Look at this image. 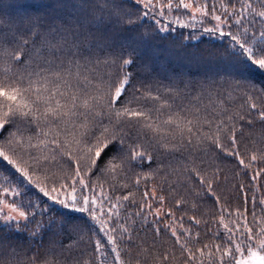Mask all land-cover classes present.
<instances>
[{
  "label": "snow or ice",
  "instance_id": "obj_1",
  "mask_svg": "<svg viewBox=\"0 0 264 264\" xmlns=\"http://www.w3.org/2000/svg\"><path fill=\"white\" fill-rule=\"evenodd\" d=\"M134 3L142 6L141 16H151L160 31H168V25L162 24V19L193 28L196 24L191 21L203 22L205 18L214 21L213 26L203 28L205 33L228 38L229 48L240 63L264 70V0H134ZM63 7H69L67 0ZM71 7L74 10L83 8L76 4ZM102 7L115 17L116 23H133L117 11L119 6L105 3ZM181 9L188 13L184 19L174 14ZM75 14V11L68 13L69 16ZM257 18L260 28L255 27ZM63 19L62 15H57L50 23H44L42 17L28 15L21 18L19 25L0 27V160L11 165L23 180L39 188L52 202L86 213L94 221L98 229L93 231L102 233L103 237L92 242L96 264H132L130 259L122 257V252L128 251L127 246L121 248L118 241L125 242V245L131 243L138 221L143 225L150 217L154 218L151 222L157 234L161 230L159 218L168 217L163 227L179 245L180 255L186 256L183 264H264V195L259 199L255 195L251 197V221L246 194L243 211L221 206L220 215L213 221L223 231L224 243H213L211 247L207 243L199 246L200 232L185 227L184 216L176 217L172 209L164 208L165 197L158 196L155 187L145 188L139 202L134 191L114 197L109 195V191L117 187H130L126 182V169L131 162L152 160L141 143L128 144V140H139L142 133L148 132L168 152L192 146L193 141L197 145L210 142L226 155L239 157L236 121H244L245 117L236 113L226 119L217 120L215 116L209 119L211 113L204 114L195 106L173 111V102L161 100L151 91L141 93L140 97L134 96L117 108L130 85L131 74L123 71L117 80L110 78L106 82L99 69L102 65L105 68L114 65L116 61L96 56L94 48L103 51L100 42H90L92 34L79 27L66 26L71 25L70 20L58 22ZM91 23L98 29L103 28L105 19L94 18ZM25 32L28 33L27 39L23 36ZM118 60L121 69L134 63L132 54L125 56L122 53ZM236 84L238 88L247 87L264 95V86L258 87L251 81H236ZM169 93H172L171 89ZM245 94L249 109L255 110L259 119L264 121V109L253 101L251 95ZM142 101L153 102V107H142ZM217 103L219 111L213 108L212 112L219 116L227 109L223 107V101ZM105 119L107 123H104ZM204 125L209 127V132L203 131ZM27 129H34V134L25 135ZM132 129L135 137L129 135ZM223 136H227L232 150L221 142ZM111 152L116 154L109 157ZM58 157H67L73 164L72 175L46 167ZM250 159L252 162L264 160V155L258 157L252 153ZM238 162L245 168L252 167V163L245 164L242 158ZM94 170L108 176L109 180L102 182L98 178L93 183L85 179L91 177ZM260 174L257 171L251 180L255 183ZM195 175L201 184L205 183L199 172ZM151 177L152 173L135 176L132 187H139L141 180L147 181ZM104 183L109 184L108 190ZM207 191L219 204L220 198L212 191L211 181L207 182ZM20 195L19 189L5 177L0 183V227L19 230L21 222H29L35 215L25 210L32 205L16 199L10 202L6 198ZM150 198L160 206L153 209ZM182 203L184 201L177 200L176 206L180 207ZM130 206L137 210H130ZM188 219L196 225L208 223L195 216ZM219 230L214 233L218 238ZM79 240L87 242L85 236H80ZM72 246H76L75 243ZM6 248L11 255L16 254L10 242L0 236V261H3ZM146 252L147 249H141L138 256ZM167 260L169 254L165 253L163 259L156 257L154 264H164ZM173 261L176 264L174 256ZM5 264H13V261ZM30 264L61 262L33 256ZM78 264H91V261ZM135 264H141L140 259H136Z\"/></svg>",
  "mask_w": 264,
  "mask_h": 264
},
{
  "label": "trees",
  "instance_id": "obj_2",
  "mask_svg": "<svg viewBox=\"0 0 264 264\" xmlns=\"http://www.w3.org/2000/svg\"><path fill=\"white\" fill-rule=\"evenodd\" d=\"M64 2L65 0H0V27L19 25L21 18L28 15L40 16L44 23H50L53 17L62 15L64 19L58 21L59 23L70 20L71 25L66 26L79 27L81 31L91 33L89 41H98L103 47V51L100 48L93 49L96 56L102 60L116 61V64L106 68L103 65L100 67L99 72L104 76V80L107 82L111 78L115 81L123 71L131 74L130 85L117 103V108L122 107L126 100L151 91L153 95H159L161 100L168 99L173 102V111L195 106L201 108L204 114L211 113L209 119L213 116L217 120L226 119L228 115L236 113L245 117L244 121H236V147L239 157L226 155L210 142L197 145L193 141L192 146H185L177 152H168L162 149L148 132L142 133L139 140H128V144L141 143L152 156V160L131 162L126 169V182L130 187H117L114 191H109V195L113 197L134 191L139 202L145 188L150 190L155 187L157 195L165 197L164 208L172 209L176 217L184 216L185 227L200 232V247L205 243L210 247L213 243L223 244L224 233L213 221V218L220 215L221 206L232 211L237 208L243 211L246 194L251 221V197L255 195L259 199L264 195V160L252 162L250 159L252 153H256L258 157L264 155V121L259 119L255 110L249 109L245 93L251 95L261 109H264V95L247 87L238 88L236 84V81H251L258 87L264 86V70L240 63L239 58L235 57L233 50L229 48L228 38L205 33L203 28L214 24V21L208 18L203 22L191 21L190 23L196 24L194 28L182 27L162 19V24L168 25V31H160L151 16H141L142 6L135 4L134 0H67L68 8L63 7ZM105 3L119 6L117 11L121 12L125 20L130 19L133 23H116L115 17L103 9ZM72 4L82 5L83 8L74 10ZM73 11L76 14L69 16L68 13ZM174 14L180 15L182 19L188 15L183 9ZM94 18L105 19V26L98 29L91 23ZM81 20L82 24L79 23ZM260 26L257 18L255 27ZM23 36L27 39L28 33L25 32ZM122 53L125 56L132 54L134 60V63L125 69L119 67L118 58ZM105 73L109 75H104ZM169 89L172 90L171 94ZM218 101H223V107L227 111L216 116L212 109L219 111ZM141 106L152 108L153 102L142 101ZM104 123H107V119ZM34 131L27 129L25 135H32ZM203 131L209 132L210 129L204 125ZM129 135L135 137V130H129ZM221 142L225 148L232 150L233 146L227 136H223ZM124 150L127 152V145ZM115 154L111 152L108 156ZM240 158L244 159L245 164L252 163V167L245 168L239 164ZM24 159H27V156H24ZM106 160L107 157L105 162ZM46 167L58 173L63 170L68 175L73 174V164L67 157H58L57 161L47 164ZM193 170L204 177V184L200 183ZM257 171L261 174L254 183L250 177ZM147 173H152L149 180H141L139 187H132L135 176ZM5 177L21 192L18 198H6L10 202L16 199L17 202L32 205L25 210L35 215L30 217L29 222H21L19 230L0 227V236L10 242L16 253L13 256L6 248L0 264L9 260L13 261V264H30V258L33 256L51 258L61 264H78L84 260L96 264L92 242L97 237H103L102 233L93 231L98 229V226L86 213L52 202L39 188L23 180L11 165L0 160V183L4 182ZM98 178L102 182L109 180L108 176L96 170L91 177H85L93 183ZM208 181L212 182V191L220 198L219 204L207 191ZM104 187L108 190L109 184L104 183ZM177 200L184 203L177 207ZM150 203L153 209L160 206L155 199L150 198ZM130 210L137 209L130 206ZM191 216L208 223L196 225L188 219ZM152 219L154 218L150 217L149 222L143 225H139L138 221V226L132 233L131 243L125 245V242L118 241L121 248L127 246L128 249L127 252H122V257L125 260L130 259L132 264H135L136 259H140L141 264H154L156 257L163 259L164 254L168 253L169 260L164 261V264H174L173 256L176 258V264H183L186 256L180 255L182 250L179 245L163 227L168 217L159 218V234L153 229ZM217 230L220 231L219 238L214 235ZM80 236H85L87 242L79 240ZM74 243L76 246H72ZM195 246L193 245L194 248ZM141 249H147V252L138 256Z\"/></svg>",
  "mask_w": 264,
  "mask_h": 264
}]
</instances>
